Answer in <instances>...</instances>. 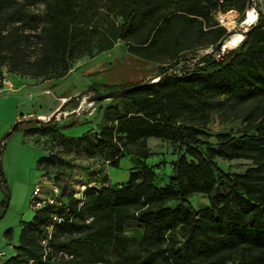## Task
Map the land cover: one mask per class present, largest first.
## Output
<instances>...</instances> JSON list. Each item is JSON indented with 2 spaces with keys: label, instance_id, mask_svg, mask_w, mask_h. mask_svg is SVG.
<instances>
[{
  "label": "trees",
  "instance_id": "obj_1",
  "mask_svg": "<svg viewBox=\"0 0 264 264\" xmlns=\"http://www.w3.org/2000/svg\"><path fill=\"white\" fill-rule=\"evenodd\" d=\"M39 1L45 5L39 33L28 32L16 42L17 49L40 45V55L29 61L33 75L65 77L87 48L78 31L89 34L100 27L103 36L93 56L125 40L132 54L162 63L168 57L169 66L157 74L158 81L147 80L113 99L110 107L119 115L99 132L96 146L111 166H119L125 154L140 158L127 183L112 186L104 180L84 188L80 197L63 191L53 202L44 200L23 223L19 243L2 264H264V0L239 46L220 57L213 52L221 50H213L179 71L185 52L214 48L230 35L215 14L236 10L243 21L249 0H120L118 26L107 15L94 22L91 9L78 0ZM6 3L0 0V24ZM6 38L0 27V68ZM19 51L11 57V71H17ZM125 100L129 109L118 108ZM226 108L243 126L208 139L211 113ZM73 125L60 128L50 119L32 128L47 133ZM149 138L171 141L177 151L167 185L156 184V172L146 162ZM218 158L253 164L231 174ZM195 194L206 195L208 205L194 207ZM131 219L145 226L140 241L125 233ZM140 251L141 256L135 253Z\"/></svg>",
  "mask_w": 264,
  "mask_h": 264
},
{
  "label": "rangeland",
  "instance_id": "obj_2",
  "mask_svg": "<svg viewBox=\"0 0 264 264\" xmlns=\"http://www.w3.org/2000/svg\"><path fill=\"white\" fill-rule=\"evenodd\" d=\"M253 1L255 8L248 7L247 22L239 20L236 10L215 14L216 20L230 32L224 42L225 53L239 46L242 31L251 22H256L258 8L262 7L263 0ZM78 2L91 9L94 22L101 20L103 15L109 16V20L117 26L122 22V17L115 15L116 8L119 9L121 5L120 0H117L116 5L112 0ZM44 18L45 5L42 1L7 0L0 24L2 32L8 36L2 53L5 63L0 68V263L14 252L23 223L33 217V191L36 186L41 187V200H47L55 196L54 187L59 192H72L80 197L84 188L101 186L104 180L106 185L112 186L127 183L130 172L140 167L141 160L135 154H125L119 166H111L105 160L104 152L96 146L98 135L119 112L110 107L112 100L94 102L89 97L156 79L159 77L157 74L169 66L168 57L165 58L167 62L162 63L132 54L130 44L125 40H118L113 49L93 56L97 52L95 43L103 36L100 27L89 34L78 31V38H85L87 48L65 77L48 80L35 76L29 61L40 55V45L23 44L17 49L16 42H21L22 35L28 32L38 34ZM107 25L108 22H105ZM88 36H92L93 41ZM206 49L185 52L176 71L182 66L194 67L200 58L213 50ZM18 50L17 71H11V57ZM223 51L213 54L220 57ZM91 86H95L97 91L88 92ZM108 87L113 89L108 90ZM125 102H118V108L129 109L128 100ZM38 116H43L45 121L38 119ZM49 118L54 119L59 127L71 123L75 125L47 133L32 128L37 121L46 122ZM19 120L21 122L14 128ZM242 126V119H235L230 109L215 110L205 127L208 132L206 137L215 140L217 132L236 131ZM147 147L150 157L146 162L156 172V184L167 185L178 155L173 143L149 138ZM133 148L136 150V147ZM217 161L231 174L244 172L253 164L251 160L245 159L218 158ZM4 200L6 203L3 206ZM190 202L196 208L209 203L204 194L191 196ZM144 232L145 226L136 219L125 224V233L136 241L143 238ZM140 252L135 253L141 256Z\"/></svg>",
  "mask_w": 264,
  "mask_h": 264
},
{
  "label": "water",
  "instance_id": "obj_3",
  "mask_svg": "<svg viewBox=\"0 0 264 264\" xmlns=\"http://www.w3.org/2000/svg\"><path fill=\"white\" fill-rule=\"evenodd\" d=\"M248 6L250 7H254L255 8V3L253 0H249V4ZM256 10V9H255ZM257 12V11H256ZM257 18H258V12H257ZM248 21V18H247V12H246V17L245 19L242 21V22H247ZM254 23H250L248 25L247 28H245L242 33H243V37H242V40L244 39V37L246 36L247 32L249 31V29L251 28V26L253 25ZM228 38V37H227ZM226 40V39H225ZM225 40H223L222 42H220L219 44H217L213 50H222L223 51V47H224V42ZM225 55V52L223 51L222 52V56ZM159 80V77L156 78V79H153V81H158ZM146 82H142L140 84H136V85H133V86H130V87H124V88H120V89H117V90H113V91H109V92H106V93H102V94H97V95H92L89 97V99L91 101H94V102H97V101H103V100H113V99H116V98H120L122 96H124L125 94L131 92V91H134L136 90L137 88H139L140 86H142L143 84H145ZM39 119V118H38ZM24 121H28V120H24ZM21 122V120H19L16 125L14 126V128ZM13 128V129H14Z\"/></svg>",
  "mask_w": 264,
  "mask_h": 264
},
{
  "label": "built area",
  "instance_id": "obj_4",
  "mask_svg": "<svg viewBox=\"0 0 264 264\" xmlns=\"http://www.w3.org/2000/svg\"><path fill=\"white\" fill-rule=\"evenodd\" d=\"M207 49H211L212 50V48H207ZM207 49H206V51H207ZM39 119L40 120H44L42 118H39ZM48 120H50V118ZM40 193H41V187L40 186H36L34 191H33V205H34V208H39L45 203V201L41 200V198L39 197ZM54 193H55V195H57L59 193V189L57 187H54ZM48 201L53 202L54 198H49Z\"/></svg>",
  "mask_w": 264,
  "mask_h": 264
},
{
  "label": "crops",
  "instance_id": "obj_5",
  "mask_svg": "<svg viewBox=\"0 0 264 264\" xmlns=\"http://www.w3.org/2000/svg\"><path fill=\"white\" fill-rule=\"evenodd\" d=\"M38 118H43V116H38ZM34 215V214H33ZM15 246V245H14ZM3 253V252H2ZM4 254V253H3ZM10 256V255H9ZM4 260V259H3ZM3 260L1 261L0 264H2Z\"/></svg>",
  "mask_w": 264,
  "mask_h": 264
},
{
  "label": "bare ground",
  "instance_id": "obj_6",
  "mask_svg": "<svg viewBox=\"0 0 264 264\" xmlns=\"http://www.w3.org/2000/svg\"><path fill=\"white\" fill-rule=\"evenodd\" d=\"M253 9H254V7H253ZM247 16H249V14H248V10H247ZM221 17H222V16H221ZM225 18H226V17H225ZM252 19H253V18H252ZM233 22H234V21H233ZM85 98H86V97H85ZM85 98H84V99H85Z\"/></svg>",
  "mask_w": 264,
  "mask_h": 264
}]
</instances>
